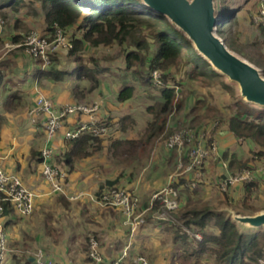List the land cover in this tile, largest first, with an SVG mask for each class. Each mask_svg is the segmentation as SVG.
Wrapping results in <instances>:
<instances>
[{
	"label": "trees",
	"instance_id": "1",
	"mask_svg": "<svg viewBox=\"0 0 264 264\" xmlns=\"http://www.w3.org/2000/svg\"><path fill=\"white\" fill-rule=\"evenodd\" d=\"M38 1H40L44 11L45 34L52 35L58 28L65 31L73 44V48L68 50L67 56L74 60L76 67L72 71L59 69L57 67L59 54L55 53L51 55V66L44 70L41 68L36 70L34 77L62 82L72 74L77 77L79 82L86 84L83 88L77 86L74 90L75 95H83L81 93L84 91L87 96L92 94L102 85L98 75L106 73L108 69L102 66L96 58H90L88 62L93 64L92 67L84 62L81 53L87 46L92 48H120L119 58L125 62L126 69L132 70L138 66L141 70L135 73L141 77V81L145 85L153 86V72H161L162 86L158 89L163 102L158 106H150L148 109V112L153 114L156 119L155 122H150L146 129L148 141L149 138L151 141L161 134L168 139L173 134L172 130L167 131L168 114L174 107L180 108L182 104L177 101V85L171 86L170 82L174 79L172 68L177 66L183 56L194 67V71L198 75L209 80L223 76L215 71L211 64L196 51L182 31L177 29L166 17L149 9L140 0ZM219 1L221 4L223 0ZM25 4L26 0H0V16L6 20L8 11L17 13ZM228 14L225 17L220 15L222 22L217 29V35L221 37L231 51L236 52L258 67L264 76V55L256 48L248 49L238 45L237 39L233 38L231 34L232 25L237 24L235 11L228 12ZM71 28H77L80 36L69 35L67 31ZM259 31L264 35V26H261ZM22 40L20 35L14 38L16 42ZM34 59L42 67L41 61ZM2 81L3 74L0 72V85ZM221 85L225 90L233 91L228 83ZM135 93V86L126 84L118 92L117 100L125 103L131 100ZM235 105L236 114L230 116L227 121H220V124L213 128L211 138L223 126L236 138L238 143L243 144L246 141H251L259 149L251 150L247 158H240L235 152H225L223 159L228 161L233 173L244 169H255L257 164L264 159V110L240 100H237ZM103 122L111 130L122 124V121L114 123L112 118H107ZM108 141L111 145L109 148L115 150L124 143L135 145L137 140L115 139L112 131L106 137H98L92 132H87L75 140L64 141V149L56 153L54 166L61 170L64 169L67 174H70L78 162L91 158L97 151L103 150ZM33 156L41 164V152L33 153ZM68 179L64 181L65 187L68 186ZM256 179L258 181L244 183L243 186V207L247 210H254L248 205V202L254 190L259 188V182L262 181L258 177ZM180 181L181 184L185 182L181 178ZM119 183V178L107 180L105 184L100 186L97 197H101L102 194L112 189H118ZM174 186L179 188L180 184L176 183ZM186 193L188 199L185 206L179 208L175 213L178 223H171V225L176 228L175 241L182 240L189 246V250L191 247V255L194 258L209 254L219 264H258L264 258V231L241 232L242 227L234 222L231 215L211 205H199L195 202L196 190L187 189ZM5 207L6 217L12 213L17 214L9 203H6ZM107 209L114 210V208ZM159 209L160 203L155 202L153 210L159 212ZM191 233L201 234L202 241L196 240ZM89 238L86 246L87 255ZM8 254L9 251L6 257ZM12 257L15 264H32L30 261L21 259V256L19 257L16 253H13ZM88 260L90 264L89 257Z\"/></svg>",
	"mask_w": 264,
	"mask_h": 264
},
{
	"label": "crops",
	"instance_id": "2",
	"mask_svg": "<svg viewBox=\"0 0 264 264\" xmlns=\"http://www.w3.org/2000/svg\"><path fill=\"white\" fill-rule=\"evenodd\" d=\"M234 1L237 0H228L233 10H235L236 6ZM246 1L248 0H238V2L244 3ZM253 4L254 8L252 9V6H249L247 10L252 25L253 18L258 14L262 2L261 0H255ZM245 9H247L246 6H244ZM18 35L20 34L14 33L10 38H5L3 42L1 41L2 46L18 43L14 41V38ZM11 52H15V54H9ZM17 52H20V54ZM260 52L264 55V47ZM59 53L57 67L66 71L74 70L76 67L74 60L69 59L64 50H60ZM40 68L42 70L47 69L42 68L33 56L22 48L8 50L7 53L0 57V72L3 74V81L0 85V167L18 174L24 184L32 188L37 194L35 209L30 216L21 217L15 213L5 216L10 249L4 264H15L12 257L15 249L20 251L22 249L26 253L41 250L46 257L57 264H89L86 246L88 238L91 236H95L100 243L101 252L105 260L104 264H113L122 257L126 250L128 251V257L123 260L122 264H134L135 257L143 255L149 258L151 264H166V258L170 256L171 249L165 250V240L169 242L171 248H176L179 253L183 252L185 256L188 254V256L192 257L191 247L189 250V246L183 243L182 240L175 241L176 228L170 229L172 227V225L169 226L171 223L161 221L159 212L153 210L152 196L169 185L170 176L175 173L172 169L161 176L158 174L149 176V181H146V178L145 184H143L144 189L142 190L139 186L134 189L127 188L133 190L141 199L140 212L143 211L144 214V223L135 230H132V226L127 222L126 215L122 211L105 209L97 197L100 186L105 184L107 180L119 178L118 187H124L123 174L118 175L116 178L98 179L99 181L90 180L92 174H95L94 165L87 164L83 167L81 164L77 169H74L73 174H67V178H69V181L71 179L72 182L68 181V186L64 187L63 192H54L52 187L44 181L41 177L42 166L33 156V153L39 152L43 147L44 135L30 123L27 111L34 104L38 93L44 94L57 106L65 103H79L80 101L72 99V97L77 96L74 90L77 86L83 88L86 84L79 82L77 77L72 74L62 82H53L47 78L34 77L35 71ZM45 82L52 85L55 83L59 87L64 86V91H56L54 98H51L46 94L47 91L43 90L42 85ZM101 89L102 85L97 90L101 93ZM81 94L84 95L83 98L86 100L87 97L94 95L95 91L88 96L85 95V91ZM80 96L78 95L77 97ZM93 101H100L101 103L100 112L96 115L97 119L112 118L114 123L118 122L113 114V111L117 110L115 104H112L114 107L111 106V102L109 103L107 98L100 96L85 103ZM123 105L124 103L119 102V113ZM123 116L119 115V121H122L120 118ZM118 126L115 128L116 130L114 128L111 130L115 139L123 141L133 140L121 138L120 132L126 131L122 124ZM68 127H70V124L67 122L58 136L57 150L59 148L64 149L63 134ZM230 135L232 134L229 131H218L213 136V139L219 145L221 154V162L216 165L219 167L218 171L221 170L220 183L228 175L234 174L230 170L228 161L223 159L224 149L228 147L225 138ZM234 139L235 142L230 147L244 145V143H238L235 137ZM167 151L166 155L170 158L167 162L174 161L172 167H177L178 158L175 159L174 151ZM133 158H138V155ZM88 159H86L87 162L89 161ZM55 160L56 156L52 162L53 164ZM224 163L227 164V167H225ZM99 169L101 170V168ZM61 171L67 173L64 169ZM80 177L81 179L77 180ZM83 178L84 180L81 181ZM180 178L185 180L183 184L180 183ZM180 178L178 184H180L181 209L185 206L188 199L186 190L192 189L198 193L199 189H194L191 185L194 181L193 173L186 174ZM176 222L178 223L177 219ZM240 227L244 228L243 226ZM32 257L28 256L25 260L32 263Z\"/></svg>",
	"mask_w": 264,
	"mask_h": 264
},
{
	"label": "rangeland",
	"instance_id": "3",
	"mask_svg": "<svg viewBox=\"0 0 264 264\" xmlns=\"http://www.w3.org/2000/svg\"><path fill=\"white\" fill-rule=\"evenodd\" d=\"M251 1L250 4L249 0L245 3L238 2V0L234 1L236 5L234 11L237 24L232 25L231 34L233 38L237 39L239 46H244L248 49L256 48L262 51L264 47V35L260 33L259 29L264 25L258 26L254 22L253 25L250 23L249 12L247 10L249 9V6H252V9L254 8L253 2H255V0ZM216 6L219 14L223 17L228 16V12L233 11L228 0L221 1V4L219 0H216ZM244 6H246L247 9L244 10ZM7 14L8 18L6 20L4 19V27L0 28V57L8 52L7 50L2 49L4 47L2 46L1 41L3 42L5 38H10L14 33L22 35V38L32 31H35L42 36H48L45 34L46 24L44 21V11L40 1L26 0L25 6L22 7L20 11L17 13L8 11ZM67 33L73 37L80 36L77 28H71ZM68 39L70 40V37H68ZM60 50H64V53L68 54V49L65 48L59 49L57 54L60 55ZM119 51L120 48L118 47L92 48L87 46L85 48L81 53L84 62L92 67L93 64L88 62L90 58H96L102 66L108 69V71L102 75H98L102 81L101 93L97 90L94 95L89 97L86 96V100H84L85 98H83V95L80 97H72V99L80 101L79 103H85L90 100H95L99 96L107 98L109 103L111 102V106H113L112 104H115L117 108L115 112L113 111L115 120H118L119 122V115H124L120 119L122 120V126L126 132H120L121 138L136 139L137 141L135 145L124 144L122 147H118V149L115 150L109 148L111 145H109L110 142L108 141L103 150L97 151L90 159H88L89 163L87 160L81 161L76 165L75 169L81 164L83 167L87 164L94 165L93 169L95 174H92L90 180L116 178L118 175L123 174L124 176L122 180L125 186L121 187L122 189H134L136 186H139L142 190L144 189L143 184H145V179L147 178L146 181H149V176L153 174L161 176L163 173H167L170 169L176 171L177 167H172L174 161L167 162L170 158L166 155L168 152L167 150H169L166 146V142L170 137L166 139L164 135L161 134L160 136L151 139V141L150 138L149 141L147 140L148 133L146 129L150 122H155L156 120L155 116L148 112V109L150 106H158L163 102L158 89L160 86H156L153 80L154 87L145 85L143 81H141V77L135 73L141 70L138 66L134 67L132 70H127L125 62L119 58ZM12 53L15 54V52L9 54ZM17 53L20 54V52ZM172 73L174 79L171 80L170 84L171 86L177 85V101L178 103L181 102L182 106L180 108H178V106L174 107L170 114H168L167 131L172 130L173 136L180 130L189 128L195 129L198 134L204 136L203 141L205 147L207 146V143L212 140L210 138L213 128L220 124V121H227L230 116L236 114L237 109L235 103L237 100L244 101L240 95L239 87L236 84L231 83L225 76L209 80L208 78L198 75L195 73L194 67L187 62L185 56L180 59L177 66L172 68ZM222 83H228L233 88V91L229 92L225 90L221 85ZM53 84L54 85L45 82V84L42 85L43 90L45 92L47 91L46 94L51 98H54L56 91H64L65 88L64 86L59 87V85H56L55 83ZM126 84L135 86L136 93L132 100L124 103L121 107V112L119 113L117 94ZM255 107L263 109L258 106ZM218 130L219 132H228L223 126ZM225 142L229 147L224 149L225 152H235L240 158H247L249 157L250 150L254 151L259 149V147L251 141H246L243 146L236 145L230 147V145L235 142L232 135L226 137ZM60 151L61 149L59 148L57 152ZM173 154L175 155V159L178 158V161L180 157L179 152L174 151ZM137 155L138 158H133ZM217 164L218 163L208 161L204 165L203 172H205V175L200 181H198L199 183L196 187H193L194 189H199L198 193L194 196V201L199 205H211L216 209L231 215L232 218L233 215L254 216L262 212L264 213V178H261L263 175H256V177L260 180L262 179V181L259 182V188L254 190V193L248 202V205H250L251 208H254V210H247L243 207L244 184L236 183L235 185L226 188V190H223L219 184L221 181V170L218 171L219 167L216 166ZM260 166L261 162H259L256 167L259 168ZM99 168H101V170ZM81 177L77 180H80ZM83 180L84 178L81 181ZM256 180L257 179L255 178L252 182H255ZM69 182H72L71 179ZM130 191L135 193L133 190ZM169 226H171V224ZM170 229H173V227H170ZM257 231H264V228L241 229V232L247 233H254ZM164 245L166 246L165 250L171 249L170 256L166 258V264H219L209 254L200 258H194L191 255L193 257L192 259L188 254L185 256L183 252L179 253L176 248H171L169 242L166 240L164 241ZM14 252L19 255V257L21 256V259H26V257L33 256L35 253L33 251L26 253V251L22 249L21 251L15 249ZM190 252L192 251L190 250ZM147 259L149 260V258ZM261 260H264V258ZM258 264H260V262Z\"/></svg>",
	"mask_w": 264,
	"mask_h": 264
},
{
	"label": "built area",
	"instance_id": "4",
	"mask_svg": "<svg viewBox=\"0 0 264 264\" xmlns=\"http://www.w3.org/2000/svg\"><path fill=\"white\" fill-rule=\"evenodd\" d=\"M262 6L253 22L258 26L264 25V0ZM5 25L4 19L0 16V28ZM1 32V31H0ZM23 48L34 58L41 61L42 68L51 65V55L59 49H72L73 44L68 39L67 34L62 29H56L55 33L48 36L32 31L26 35L22 41L4 46V50ZM162 74L154 71L152 74L153 82L156 86H162ZM100 101L90 103H65L57 106L51 99L44 94L38 93L34 104L27 111L30 123L34 125L44 135V145L41 148V177L48 183L54 192L64 191V181L67 173L61 171L52 163L57 151V139L65 123L70 127L63 134V141L75 140L81 135L92 132L95 136L106 137L111 133V128L97 119L96 115L100 112ZM203 135L196 130L189 128L175 133L166 142V146L171 151H178L180 154L177 162V169L170 176V183L165 188L157 191L152 196V202H159V219L166 223H177L175 213L181 207L180 189L174 184L178 183L180 177L193 173L194 181L192 187H196L200 179L204 177L203 167L208 161L214 163L221 162V154L217 142L212 139L204 147ZM185 156V158H184ZM186 159V160H185ZM227 167V164H225ZM264 176V159L261 166L255 169H244L238 173L228 175L221 183V188L235 185L236 183H251L256 175ZM36 192L24 184L22 178L13 172H9L0 167V264L5 263L6 254L9 251L8 236L5 227V204L9 203L14 211L21 217L30 216L35 209ZM100 203L104 208H114L121 210L127 218V222L135 230L144 223V214L141 210V200L139 196L128 189H112L99 197ZM192 236L202 241L201 234L191 233ZM88 257L90 264H104V256L101 252L100 243L97 238H89ZM128 257V251H124L122 257L113 264H122ZM264 264V260L259 261ZM32 264H57L53 260L46 258L45 254L39 250L32 257ZM134 264H150L145 256H137Z\"/></svg>",
	"mask_w": 264,
	"mask_h": 264
},
{
	"label": "water",
	"instance_id": "5",
	"mask_svg": "<svg viewBox=\"0 0 264 264\" xmlns=\"http://www.w3.org/2000/svg\"><path fill=\"white\" fill-rule=\"evenodd\" d=\"M140 1L182 31L215 71L239 87L240 95L247 104L264 109V76L258 67L231 51L217 35L222 18L216 0ZM233 220L244 228H264V213L255 216L233 215Z\"/></svg>",
	"mask_w": 264,
	"mask_h": 264
},
{
	"label": "bare ground",
	"instance_id": "6",
	"mask_svg": "<svg viewBox=\"0 0 264 264\" xmlns=\"http://www.w3.org/2000/svg\"><path fill=\"white\" fill-rule=\"evenodd\" d=\"M263 213V212H262ZM262 213H259V214H262ZM255 216V215H254Z\"/></svg>",
	"mask_w": 264,
	"mask_h": 264
}]
</instances>
